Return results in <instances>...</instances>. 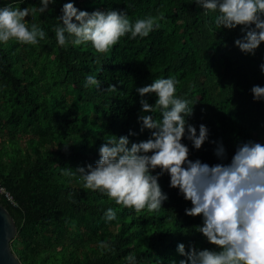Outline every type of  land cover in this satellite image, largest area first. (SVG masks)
<instances>
[{
    "label": "trees",
    "instance_id": "1",
    "mask_svg": "<svg viewBox=\"0 0 264 264\" xmlns=\"http://www.w3.org/2000/svg\"><path fill=\"white\" fill-rule=\"evenodd\" d=\"M63 2L27 18L47 33L38 45L0 44V183L16 204L4 197L0 203L17 227L13 252L21 264H125L129 252L138 264H178L184 257L177 243L212 247L196 232L201 217L185 215L191 203L169 187L167 174L160 184L169 199L160 211L136 213L84 190L78 176L61 171L94 163L99 145L113 134L139 133L135 89L170 75L181 82L178 94L196 103L188 119L197 135L201 123L209 129L199 150L184 139L190 159L214 164L218 143L229 159L240 143H264V99L254 100L251 92L254 85L264 87L259 67L264 43L255 55L242 53L234 45L240 29L218 28L216 14L206 15L193 0H76L88 11L124 9L133 20L157 10L166 15L148 37L121 38L101 57V67L90 44H57L53 28ZM9 4L33 8L39 0H0V7ZM88 75L101 81V89L84 87ZM108 84H116L117 91H103ZM146 98L154 103V96ZM148 134L145 130L130 139ZM108 207L117 208L118 218L106 223L102 216ZM102 240L114 242L115 251L102 252Z\"/></svg>",
    "mask_w": 264,
    "mask_h": 264
},
{
    "label": "clouds",
    "instance_id": "2",
    "mask_svg": "<svg viewBox=\"0 0 264 264\" xmlns=\"http://www.w3.org/2000/svg\"><path fill=\"white\" fill-rule=\"evenodd\" d=\"M59 0H39V7H0V44L14 41L22 45H38L47 37L39 24L28 23V17L49 10ZM207 15L215 13L218 28H239L242 36L234 45L242 53L255 55L264 43V0H193ZM59 23L54 28L57 44L66 48L91 45L95 63L102 65L121 38H146L161 28L166 20L157 10L132 19L124 9L95 8L92 11L77 7L76 0H65L60 7ZM264 72V63L259 65ZM180 80L175 76L157 77L135 90L139 94L140 110L137 122L140 132L129 130L126 135L113 134L98 147L94 163L62 169L61 174L77 177L84 190L98 192L114 202L119 209L136 213L147 210L159 212L169 199L160 179L169 176V187L178 189L191 207L185 215L201 217L196 232L212 247H197L194 243L179 242L177 253L184 257L178 264H264V143L248 140L237 145L229 159L222 143L214 150L218 162L209 164L199 158L190 159L186 138L199 150L209 139V129L203 123L197 128L189 123L194 105L178 94ZM101 89L95 75L85 78L84 87ZM116 84L102 89L115 93ZM254 100L264 99V87L251 88ZM154 96V103L146 97ZM191 105V106H190ZM159 113V118L156 114ZM148 130L144 139L131 140ZM212 143H217L212 141ZM67 147V144L65 145ZM158 170V171H157ZM71 195V194H70ZM117 208L108 207L102 219L117 220ZM114 242L98 241L102 252H114ZM125 264H138L137 255L129 252ZM173 264H177L176 261Z\"/></svg>",
    "mask_w": 264,
    "mask_h": 264
},
{
    "label": "water",
    "instance_id": "3",
    "mask_svg": "<svg viewBox=\"0 0 264 264\" xmlns=\"http://www.w3.org/2000/svg\"><path fill=\"white\" fill-rule=\"evenodd\" d=\"M16 232L13 217L0 203V264H21L10 244Z\"/></svg>",
    "mask_w": 264,
    "mask_h": 264
},
{
    "label": "built area",
    "instance_id": "4",
    "mask_svg": "<svg viewBox=\"0 0 264 264\" xmlns=\"http://www.w3.org/2000/svg\"><path fill=\"white\" fill-rule=\"evenodd\" d=\"M0 197H4L10 204L15 205L12 194L0 183Z\"/></svg>",
    "mask_w": 264,
    "mask_h": 264
},
{
    "label": "rangeland",
    "instance_id": "5",
    "mask_svg": "<svg viewBox=\"0 0 264 264\" xmlns=\"http://www.w3.org/2000/svg\"><path fill=\"white\" fill-rule=\"evenodd\" d=\"M31 136V133L29 134ZM27 136V135H26ZM22 140V139H21Z\"/></svg>",
    "mask_w": 264,
    "mask_h": 264
}]
</instances>
